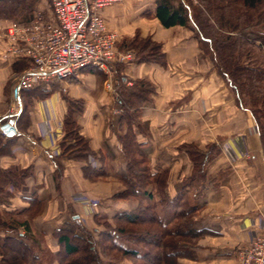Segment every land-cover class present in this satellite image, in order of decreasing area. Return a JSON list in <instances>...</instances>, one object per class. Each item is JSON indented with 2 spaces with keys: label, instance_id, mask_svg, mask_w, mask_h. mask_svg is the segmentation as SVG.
Masks as SVG:
<instances>
[{
  "label": "crops",
  "instance_id": "0c3cea01",
  "mask_svg": "<svg viewBox=\"0 0 264 264\" xmlns=\"http://www.w3.org/2000/svg\"><path fill=\"white\" fill-rule=\"evenodd\" d=\"M155 1L150 10L155 9ZM116 5L106 8L104 16L109 27L120 34L121 24L133 15L134 8L130 1ZM139 18L141 21L142 16ZM151 18V25L139 23L137 28L142 36L162 44L166 65L130 61L123 69L129 78L148 79L156 89L142 108L149 134L138 133L151 169L168 171L167 194L171 197L182 191L184 179L193 170L181 145L194 144L203 152L212 145L221 150L208 164L204 183L184 190L198 208L192 219L194 227L206 233L192 256L179 262L238 264L241 250L264 231V153L256 121L249 109L237 105L229 85L202 53L192 22L165 27L156 17ZM15 66L18 62L0 57V133L3 140L11 139L9 151L0 155V167L28 168L30 174L19 188L8 183L5 190L13 195L8 202L0 197V213L9 209L21 212L37 198L42 209L30 220V231L23 226L17 229L35 237L44 234L31 264H57L54 254L59 246L53 234L71 220L72 211L88 230H101L97 218L112 217L135 206L113 198L123 190L119 178L126 173L121 144L109 124L117 114L115 77L104 72L102 82L87 67L46 88L22 92L15 82ZM65 96L82 100L83 109L75 120L97 155L81 161L58 157L60 148L54 136L62 131L68 111ZM10 120L11 136L3 131ZM102 165L110 181L91 183L83 177L86 167ZM15 234L14 230H0V237Z\"/></svg>",
  "mask_w": 264,
  "mask_h": 264
},
{
  "label": "trees",
  "instance_id": "16d2710c",
  "mask_svg": "<svg viewBox=\"0 0 264 264\" xmlns=\"http://www.w3.org/2000/svg\"><path fill=\"white\" fill-rule=\"evenodd\" d=\"M37 2L0 0V18L29 21ZM146 15L156 17L165 27L193 23V34L202 53L229 85L237 105L251 111L264 147V0H199L198 4L156 0L155 9ZM120 48L132 50L135 63L166 65L162 44L151 36L136 35L125 39ZM90 69L104 76L102 70ZM123 69L124 64L118 63L114 70V102L119 112L109 124L118 137L125 159L126 173L119 178L125 188L114 198L131 201L135 206L112 217L97 218L98 223L104 225L101 230H88L72 211L71 220L53 234L59 246L54 254L57 264H180L181 258L192 256L193 249L206 233L194 227L192 219L198 208L184 190L204 183L208 164L221 150L215 145L208 152L194 144L181 145L180 149L186 150L193 162V170L184 179L182 191L168 196V171L151 169L148 152L138 137V133L149 134L142 108L156 91L155 86L145 78H129ZM129 81L132 83L128 84ZM24 90L29 89L21 91ZM65 98L68 111L58 157L84 160L97 155L75 120L76 113L83 109L82 100ZM2 137L0 133V155L9 151L11 142ZM85 170L92 178L107 177L109 173L103 165L99 168L88 166ZM29 174L28 168L0 167V197L8 202L13 195L5 190L8 183L19 188ZM41 209L42 203L33 198L30 207L21 212L9 209L0 213V230L16 232L0 237V264H31L44 234L37 237L22 234L17 227L23 226L30 231L29 222ZM22 215L26 216L25 220Z\"/></svg>",
  "mask_w": 264,
  "mask_h": 264
},
{
  "label": "built area",
  "instance_id": "2783aa9c",
  "mask_svg": "<svg viewBox=\"0 0 264 264\" xmlns=\"http://www.w3.org/2000/svg\"><path fill=\"white\" fill-rule=\"evenodd\" d=\"M123 1L49 0V15L38 10L29 21H9L0 57L25 64L18 89L46 88L87 67L111 76L118 63L132 61L133 52L118 48L121 36L104 16L106 8ZM238 264H264V231L241 250Z\"/></svg>",
  "mask_w": 264,
  "mask_h": 264
},
{
  "label": "rangeland",
  "instance_id": "374dc122",
  "mask_svg": "<svg viewBox=\"0 0 264 264\" xmlns=\"http://www.w3.org/2000/svg\"><path fill=\"white\" fill-rule=\"evenodd\" d=\"M127 1L128 2L129 1L132 2V7L134 8L132 10H134V13H133V11H130V14L133 13V15L129 19H127L125 23L121 24L124 27L121 31L124 30L126 34L120 31L121 38H120V41L118 43V48L119 49H121L120 48V45H122L123 43H125V39L130 40L131 38H133L136 35L137 36L140 35L142 38L149 36V35L142 36L140 34V31L137 28V26L139 25V23H146V24L151 25V23L153 22V21H151L152 18L149 17V16H147L146 13L150 10V7L154 3V0H124L123 2H121L122 4L119 3L118 5H116V4L115 5L116 6L124 5ZM182 1L185 2V3L191 2L193 4H198V2H199V0H182ZM202 4H203L204 8H206V4H204V3H202ZM50 9H51V5H50L49 0H38L37 5H36L35 12L39 10V11H41V12L49 15L50 12H51ZM35 12H34V14H35ZM139 16H142L141 21H140ZM9 21H17V20L14 19V18H11V19H9V18L8 19L0 18V33L3 32L4 26L6 24H8ZM128 31L133 32V33L132 34L131 33H128ZM0 48H2V45H1ZM121 50H123V49H121ZM130 51L133 52L132 50H130ZM133 57H135V53L134 52H133ZM18 65L19 66H15V69L18 72L17 75H16V78L19 77V75L21 74V72L25 68V64L23 62H20ZM94 73L96 75H98V77H100V78L102 77V82H105V76H103L99 72H94ZM113 77H115V76L113 75ZM117 112H119L118 109H117ZM61 129H62V131L61 130H60V132L57 131V134L54 136V140L58 144V147L60 148V152H61L60 142L63 140V137L65 135L64 134L63 126H62ZM80 132H81V128H80ZM260 142H261V145H262L261 138H260ZM262 148H263V153H264V147H263V145H262ZM68 159H71V158H68ZM72 160H74V161L75 160L76 161H81L82 159H72ZM82 172H83L82 173L83 177L85 179L89 180L91 183H93V182H100V181H104V182L110 181L108 177H104V176H102V177L99 176V177H96V178H92L91 174L88 173V172H86L85 169H83ZM121 184H122L123 190H124L125 186H124V184L122 182H121ZM117 193H119V192H117ZM115 194L116 193H114V195ZM113 198H114V196H113ZM119 200L125 201L123 199H119ZM21 218H22V220H25L26 219V216H23L22 215ZM100 225H102V224H100ZM102 228H104V225H102ZM139 263H141V261Z\"/></svg>",
  "mask_w": 264,
  "mask_h": 264
},
{
  "label": "water",
  "instance_id": "95a60500",
  "mask_svg": "<svg viewBox=\"0 0 264 264\" xmlns=\"http://www.w3.org/2000/svg\"><path fill=\"white\" fill-rule=\"evenodd\" d=\"M12 123H13V120H10L9 124H5L3 126L4 133L7 135H10V136L14 134V129H13Z\"/></svg>",
  "mask_w": 264,
  "mask_h": 264
}]
</instances>
